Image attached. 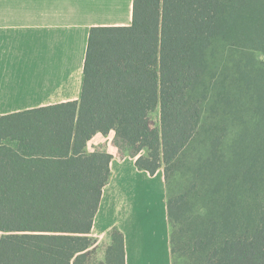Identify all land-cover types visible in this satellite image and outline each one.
Segmentation results:
<instances>
[{
  "label": "trees",
  "instance_id": "1",
  "mask_svg": "<svg viewBox=\"0 0 264 264\" xmlns=\"http://www.w3.org/2000/svg\"><path fill=\"white\" fill-rule=\"evenodd\" d=\"M255 53H264V0H135L131 26L93 28L79 101L0 117V232L89 235L113 157L85 149L114 131L140 155L138 169L153 176L163 164L166 187L176 175L191 183L172 196L167 187L173 264L177 255L264 264V69ZM230 127L238 133L227 146ZM111 240L106 264H125L123 234ZM49 259L42 246L0 245V264Z\"/></svg>",
  "mask_w": 264,
  "mask_h": 264
},
{
  "label": "crops",
  "instance_id": "2",
  "mask_svg": "<svg viewBox=\"0 0 264 264\" xmlns=\"http://www.w3.org/2000/svg\"><path fill=\"white\" fill-rule=\"evenodd\" d=\"M135 0H0V117L79 101L90 33L95 27H129ZM116 133H98L86 153L112 155L89 252L124 236L125 264H173L165 174L151 176ZM17 148V143L7 141ZM41 234H7L5 239ZM49 236V235H48ZM51 236V235H50Z\"/></svg>",
  "mask_w": 264,
  "mask_h": 264
},
{
  "label": "rangeland",
  "instance_id": "3",
  "mask_svg": "<svg viewBox=\"0 0 264 264\" xmlns=\"http://www.w3.org/2000/svg\"><path fill=\"white\" fill-rule=\"evenodd\" d=\"M254 68L264 69V53H255L254 54ZM150 119L156 128H160V110L157 109L150 115ZM230 132L228 134L227 140L225 141L227 146H230L237 133V128L230 127ZM125 146L131 151L134 155V151L124 142ZM199 150H201V137H199L196 142L191 146L189 153H187L186 161L191 157H197ZM150 152L144 150L141 154L143 156H148ZM162 164V163H161ZM164 165L162 164L161 169ZM190 182L186 178L176 175L170 179L168 183V191L170 196L173 194L185 191V188L190 187ZM18 241L26 244V248L32 249L37 247H45L49 251L50 259L49 264H74L77 256L88 253L87 258L83 264H106V258L103 259V252H89L92 244L89 243V240L85 237H75V236H20L17 237ZM185 259L177 255L175 257V264H185ZM80 264V263H78Z\"/></svg>",
  "mask_w": 264,
  "mask_h": 264
}]
</instances>
